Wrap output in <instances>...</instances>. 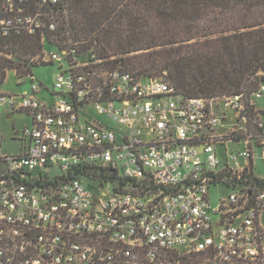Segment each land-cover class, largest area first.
Wrapping results in <instances>:
<instances>
[{"label":"built area","instance_id":"2783aa9c","mask_svg":"<svg viewBox=\"0 0 264 264\" xmlns=\"http://www.w3.org/2000/svg\"><path fill=\"white\" fill-rule=\"evenodd\" d=\"M30 1L0 0L1 37L44 44L67 18L68 0ZM78 45L40 55L51 88L31 73L28 91L0 92V115L31 120L16 154L0 142V264H264V83L248 105L187 96ZM212 184L230 189L216 208Z\"/></svg>","mask_w":264,"mask_h":264},{"label":"trees","instance_id":"16d2710c","mask_svg":"<svg viewBox=\"0 0 264 264\" xmlns=\"http://www.w3.org/2000/svg\"><path fill=\"white\" fill-rule=\"evenodd\" d=\"M29 4L34 11L36 0ZM41 35L0 36V85L9 71L32 73ZM43 37L48 52L71 38L136 77L160 74L187 96L242 94L248 105L264 83V0H68L67 18Z\"/></svg>","mask_w":264,"mask_h":264},{"label":"rangeland","instance_id":"374dc122","mask_svg":"<svg viewBox=\"0 0 264 264\" xmlns=\"http://www.w3.org/2000/svg\"><path fill=\"white\" fill-rule=\"evenodd\" d=\"M49 47L45 44L42 45V48L38 50L35 56L32 57L31 63L33 64L32 73L33 76L43 83L47 88H51L55 77L57 74V66L56 65H44L39 61L40 55L44 53V51L48 52ZM53 49V48H52ZM50 49V51H52ZM161 77L160 74H157L156 77ZM24 78V77H22ZM16 78L15 73L13 71L7 72L5 82L2 86H0V92L2 93H12V94H20L22 92L28 91L31 87L30 78ZM255 106L259 110H264V95L254 100ZM8 113L6 111L0 115V142L1 150L3 153L8 155H13L18 152L19 145L13 142L12 140L18 139V134L25 126H28L31 123L30 117L24 114H13L10 118H6ZM262 121L264 123V115L262 116ZM230 149L235 150L237 148L234 144H228ZM253 170L257 176L264 177V159L260 157V152H257L255 155V159L253 161ZM54 172H57L55 170ZM230 193V189L224 185H211L208 190V199L211 208H216L219 204V201L222 198H226ZM262 219H264V213L262 214Z\"/></svg>","mask_w":264,"mask_h":264},{"label":"crops","instance_id":"0c3cea01","mask_svg":"<svg viewBox=\"0 0 264 264\" xmlns=\"http://www.w3.org/2000/svg\"><path fill=\"white\" fill-rule=\"evenodd\" d=\"M10 72V71H9ZM14 72V71H13ZM3 85V84H2ZM2 85H0V86H2ZM6 118H9L8 117V115H6ZM253 172H254V170H253ZM254 174H255V172H254ZM256 175V174H255ZM257 176V175H256ZM257 177H259V176H257ZM259 178H262V179H264V177H262V176H260ZM264 213V212H263ZM263 216V215H262ZM262 222L264 223V219H262Z\"/></svg>","mask_w":264,"mask_h":264}]
</instances>
